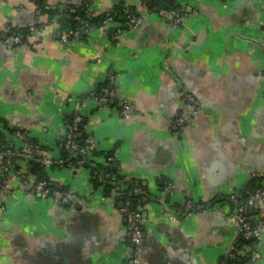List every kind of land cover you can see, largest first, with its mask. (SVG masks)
Wrapping results in <instances>:
<instances>
[{
	"label": "crops",
	"instance_id": "0c3cea01",
	"mask_svg": "<svg viewBox=\"0 0 264 264\" xmlns=\"http://www.w3.org/2000/svg\"><path fill=\"white\" fill-rule=\"evenodd\" d=\"M175 3L177 26L147 11L113 40L89 26L64 45L61 25L33 1L0 0V34L10 26L23 40L16 47L0 37V152L32 149L29 139L46 147L39 154L49 160L48 178L69 192L67 205L39 197L24 156L9 164L16 169L2 166L0 264H132L133 252L138 264H218L228 252L239 230L227 196L264 185V0ZM114 4L92 0L91 8ZM32 25L40 30L31 35ZM105 82L115 95L98 106L94 93ZM123 104L132 108L127 117ZM75 113L85 119L91 155L117 148L108 175L129 176L149 195L135 247L121 203L93 184L88 167L50 166L61 159L65 116ZM167 179L169 204L192 195L215 207L169 219L158 202ZM247 214L263 217L264 206ZM259 250L256 264H264V230Z\"/></svg>",
	"mask_w": 264,
	"mask_h": 264
},
{
	"label": "built area",
	"instance_id": "2783aa9c",
	"mask_svg": "<svg viewBox=\"0 0 264 264\" xmlns=\"http://www.w3.org/2000/svg\"><path fill=\"white\" fill-rule=\"evenodd\" d=\"M116 3L117 0H114ZM136 2L140 5L144 2V0H136ZM55 5H46V8H54ZM37 11H41L40 8H37ZM111 8L107 9V14L104 20L102 21L101 26H97L101 29L102 33L106 35L109 39H115L119 34L127 29H135L139 27L144 21V15H135L128 10H125V14L127 17V22L125 25H121L120 22L116 21L113 18V14L110 13ZM65 16H69L68 14H64ZM76 18H79L77 15ZM57 16L52 17V21H57ZM169 23L173 26H177L181 22L182 18V9L177 6V8L169 11ZM165 19V17H164ZM7 25V24H6ZM86 27L89 25L85 24ZM91 26V25H90ZM109 29H113V32L110 34L108 32ZM40 30L39 27L32 25L29 27V33L32 35ZM5 34L3 37V42L19 47L22 45L23 40L18 32L11 29L10 26L5 27ZM79 37V29H63L60 33V41L62 44H68L72 39ZM113 80V77H110ZM103 95H95L96 104L98 106H103L109 98L115 95V87L109 86L104 88ZM189 100H193L192 96L188 97ZM121 112L124 116H129L132 113V108L129 104H123L121 108ZM81 120V115L79 113H75L73 116L72 122L67 124V134L66 140L64 143V148H69L74 150L72 153L73 161H69V165L72 167L75 166H83L84 161H94L97 157L91 155V147L86 146L82 147L77 144L74 140L77 131L78 122ZM175 122L177 124L182 123L181 117H175ZM16 133L19 136H25L24 131L17 130ZM35 148L26 150L22 153V156L29 158L32 157L35 153H38ZM10 153V150L6 151ZM117 152V148L114 149L112 153H109L107 156H103V165L115 164V153ZM84 155V157H81ZM3 156L4 154L0 152V167L3 166ZM47 162L49 160L44 159ZM60 161V160H58ZM18 174V171H17ZM117 175H111L112 179H116ZM123 179L115 186L118 197L121 199V211L125 218V232L130 240V242L134 245V247L141 241L142 237V224H143V216L141 214V210L139 206L141 202L147 201V192L144 188H142L137 180L133 178L122 175ZM132 179V181H131ZM46 182L43 180L37 181L35 185V191L38 193L39 197L46 198L50 197L57 204H65L68 203L69 192H65L59 189L50 190L46 187ZM174 193V183L173 181L167 179L165 180V184L163 187V196L159 197L158 202L163 208L165 216L169 219H176V217H185L193 213H197L200 211H207L215 206L212 203H207L201 201L192 195H187L183 198V200L178 205L169 204L166 200L167 196H172ZM138 195L139 201L136 207H132L131 196ZM112 197L111 195L109 196ZM115 198V197H114ZM228 201H230L233 205V216L235 217L238 230L242 231L245 238L253 239L252 247L249 252L248 259L244 262V264H256L260 259V250L259 246L261 244V236L264 230V216L257 218H250L247 214L248 208L255 203L261 202L264 204V185H261L254 189V191L247 190V193L244 197H240L236 193H231L227 196ZM175 206V207H174ZM232 245L229 250H232ZM232 256V254H231ZM132 264H138L139 259L136 255V252L132 253L131 258ZM218 264H224L222 261H218Z\"/></svg>",
	"mask_w": 264,
	"mask_h": 264
},
{
	"label": "trees",
	"instance_id": "16d2710c",
	"mask_svg": "<svg viewBox=\"0 0 264 264\" xmlns=\"http://www.w3.org/2000/svg\"><path fill=\"white\" fill-rule=\"evenodd\" d=\"M33 1L36 8H40L41 14L46 15V18L50 21V19L53 16H57V23L61 25L63 29H79V35H84L87 27V25L91 26H101L102 21L106 17L107 9L100 12H95L91 8V2L92 0H68L63 1L61 3H58L55 5L54 8H46V5H48L47 0H31ZM177 8V5L175 3V0H144V2L136 7L134 6H128L125 4L124 0H117V2L112 6L111 8V14H113V18L120 22L121 25H125L127 22V17L125 14V10L127 9L128 12H131L135 15H143L145 12H157L162 17H165V20L167 22L170 21L169 18V11L172 9ZM68 14L69 16H65L64 14ZM78 16L79 18H76L75 16ZM12 30L16 31L14 28H11ZM17 32V31H16ZM108 32L111 34L113 32V29H109ZM21 34V32H18ZM5 33H1L0 37L3 36ZM101 87V88H100ZM107 88L108 84L107 82L101 84L99 86V89L95 92V95H103L104 92L102 91V88ZM75 114H69L66 115V120L71 123L73 116ZM85 119L81 117V120L78 122L77 125V131L76 135L74 137V140L77 142L79 146L86 147L90 146V137L85 132ZM25 138L27 139V135H25ZM3 136L0 132V141L2 142ZM65 139L61 142V159L60 161L51 162V167H59L61 164H66L69 161H73L72 153L74 150H71L69 148H64ZM29 144L32 145V148H35V145L37 146L36 149L38 150V153H35L32 157L28 158V162L30 165V172L35 174L37 177V181L43 180L46 182V187L50 190L53 189H59L65 192H68V190L64 186H59L56 183H53L48 178V175L45 171V163L42 159V156L39 154L41 153V150H44L46 147L39 145L36 142H32V140ZM4 154L3 156V165L7 166L8 168L13 167V169H16V166L9 165L11 162H13V159L16 157H22V153H14L13 151H10V153L6 152V149L2 151ZM109 154V152H103V151H97L94 150L92 152V155L97 157L94 161H84L83 166L88 167L91 174V180L95 186H99L103 184L102 191L103 193L108 196H114L117 200V203H121L120 197L117 195V191L115 189V186L120 182V180L123 179L122 175L117 176L116 179H112L110 175H108L110 172L114 171L112 169V165H103L101 160H99V157H105ZM81 157H84V155H81ZM4 179V178H3ZM2 179V180H3ZM132 181V179H131ZM1 182V177H0ZM139 185L144 188L140 182H138ZM253 184H250L247 189H250ZM254 187V186H253ZM252 190V188L250 189ZM147 194V193H146ZM149 199V195L147 194V200ZM139 201L138 195H132L131 196V202L132 207H136L137 203ZM212 202V201H211ZM209 202V203H211ZM140 204H143L141 202ZM67 205V203L62 204ZM175 207V206H174ZM253 239L245 238L242 231H239L237 234V237L235 238L234 242L232 243V250H228V252L220 257V261H222L224 264H244V262L249 257V252L252 247ZM232 254V256H231Z\"/></svg>",
	"mask_w": 264,
	"mask_h": 264
},
{
	"label": "water",
	"instance_id": "95a60500",
	"mask_svg": "<svg viewBox=\"0 0 264 264\" xmlns=\"http://www.w3.org/2000/svg\"><path fill=\"white\" fill-rule=\"evenodd\" d=\"M3 169H4V167L1 166V167H0V171H3ZM257 187H259V185H256V187H254V189L257 188ZM254 189H252V191H254ZM259 205H263V206H264L263 203L258 202V203L253 204V205L250 206L249 208H250V210H252V209L258 207Z\"/></svg>",
	"mask_w": 264,
	"mask_h": 264
}]
</instances>
